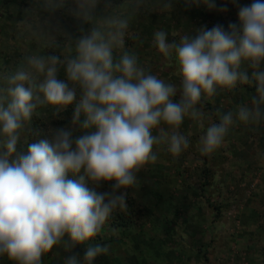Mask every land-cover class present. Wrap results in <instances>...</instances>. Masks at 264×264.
Returning a JSON list of instances; mask_svg holds the SVG:
<instances>
[{
    "label": "clouds",
    "instance_id": "1",
    "mask_svg": "<svg viewBox=\"0 0 264 264\" xmlns=\"http://www.w3.org/2000/svg\"><path fill=\"white\" fill-rule=\"evenodd\" d=\"M76 3L75 15L93 24L89 33L73 41L59 22L41 15L62 6L63 0H34L33 8L25 10L31 18L17 24L15 36L28 54L15 72L0 73V255L17 264H41L65 236L68 250L100 235L115 211H127L126 190L137 186V173L157 161L154 146L167 143L173 156L187 150L190 141L180 133L181 125L188 118L203 128L204 103H214L218 92L231 91L238 82L257 86L251 107L241 105L227 113L216 109L219 123H211L200 136L201 154L218 149L233 126L264 121V0L240 6L239 25L229 23L227 30L217 24L199 29L194 37L180 35L179 42H169L163 29L155 31L152 46L174 67L179 85L152 74L135 52L113 57L114 50L124 49L126 38L140 40L133 25L143 0L133 9L126 3L104 18L93 16L98 0ZM193 3L209 10L217 7L216 0ZM171 9V0H163L161 10ZM57 37L66 41L63 58L41 55L43 49L58 46ZM33 44L36 49L29 50ZM245 63L251 75L242 70ZM61 67L66 81L57 78ZM41 76L43 82H38ZM72 104L71 122L82 135L73 138L71 130L50 129L51 142L41 140L30 144L26 154L17 153L21 131L38 107L60 112ZM157 130L159 135H154ZM81 170L78 180L68 178ZM86 178L97 188L111 183L112 190H89ZM121 189L125 191L117 194ZM112 232L117 234V229ZM108 251L107 245L90 244L84 264ZM65 264L79 261L71 256Z\"/></svg>",
    "mask_w": 264,
    "mask_h": 264
},
{
    "label": "rangeland",
    "instance_id": "2",
    "mask_svg": "<svg viewBox=\"0 0 264 264\" xmlns=\"http://www.w3.org/2000/svg\"><path fill=\"white\" fill-rule=\"evenodd\" d=\"M0 0V73L10 74L17 70L28 49L15 38L17 24L30 19L34 0ZM63 4L51 13L53 24L72 36L73 41L82 34L91 31L93 24L78 18L77 3ZM170 12L161 10L163 0H143L136 12L134 29L141 33L139 41L125 39L123 50L113 51L118 59L123 51L135 52L140 63L152 74L179 85L174 75V67L152 46L153 34L157 30L168 32V41L179 42L180 35L194 37L201 28L211 29L213 23L224 26L238 17L240 6L250 5L253 0H216V8L209 10L203 3L193 0H171ZM128 4L136 7L137 0H98L93 10L95 18H104L116 8ZM226 7L227 11H219ZM83 29L81 33L80 29ZM226 28L225 30H227ZM175 31L179 35L172 36ZM30 45L29 50H35ZM50 47L40 54L47 56ZM242 70L251 75L252 69L245 63ZM264 70V69H262ZM44 77L39 78L43 82ZM256 84H240L231 91L218 92L214 103H204L206 113L203 128L199 123L185 118L179 131L188 137L190 147L179 156L168 152L167 143L154 146L157 161L147 165L137 173L138 184L127 189V211H115L113 216L121 214L124 227L115 228L106 224L98 235L100 238L77 244L66 250L64 242L54 246L42 257L41 264H65L67 258L76 256L79 264H84L87 247L95 244L107 245L109 251L94 259L92 264H264V121L258 126H233L223 144L209 155L199 151V138L205 134L211 123H219L216 109L222 113L235 111L238 106L251 107V100L257 95ZM174 99L179 101V93ZM80 98V94H79ZM75 107V105H74ZM264 111V105L261 106ZM50 129H68L73 138L83 133L72 124L73 114H67L66 108L57 112L52 106H42L39 111ZM29 123L20 134L17 153H27ZM170 131L167 125H161ZM159 135V130L154 132ZM0 139H3L0 136ZM208 185L204 187L206 172ZM96 187L98 192H110L112 185ZM125 191L118 190L117 194ZM0 264H17L7 255H0Z\"/></svg>",
    "mask_w": 264,
    "mask_h": 264
},
{
    "label": "trees",
    "instance_id": "3",
    "mask_svg": "<svg viewBox=\"0 0 264 264\" xmlns=\"http://www.w3.org/2000/svg\"><path fill=\"white\" fill-rule=\"evenodd\" d=\"M75 1L74 0H63V4H67V5H71V3H74ZM26 2L25 1H21V4L24 6L26 5L25 4ZM229 23H236L237 25H239V18L238 17H234L232 18L228 23L227 25H223V24H220V23H213V25H211L210 27L212 28L213 26L219 24V25H223L224 28H228V25ZM66 43L65 39L62 38V37H57V45L56 47H50V49L47 51L48 55L47 56H50V55H57V56H60L61 58L62 55V50H63V46L64 44ZM262 69H264V65L261 66ZM57 78L60 79V80H65L66 81V71H65V68L64 67H61L59 72H58V75H57ZM39 82V80H38ZM176 97H174L175 99ZM79 100V91L77 92V101ZM178 102V101H177ZM74 105L75 104H72V105H69L66 107V113L67 114H74ZM42 107H38L35 112L33 113L32 115V118H31V121L30 123H32V127L29 131V141L31 142L30 144H34V143H38L40 142L41 140H48L49 142H51V138L49 136H47V130H49V127H48V124L44 121V118L40 115L39 111ZM206 172V176H205V183L202 185V194L204 195L205 193V189L204 187H206L209 183H208V172L209 171H205ZM84 173H83V170H81V173L74 176L72 173H69L68 174V178L69 179H79V176H82ZM103 185H105L106 187L109 186L110 184L109 183H104ZM85 186L89 188V190H95L96 192H98L96 190V187L90 182L87 180V178L85 179ZM100 188V187H99ZM99 193V192H98ZM123 217L121 214H116V216L114 217V221H113V216L110 217L108 223L110 224V226L114 227V228H120V227H124L126 226L127 224H130L126 221H123L122 220ZM107 223V224H108ZM97 238H100L97 237Z\"/></svg>",
    "mask_w": 264,
    "mask_h": 264
}]
</instances>
